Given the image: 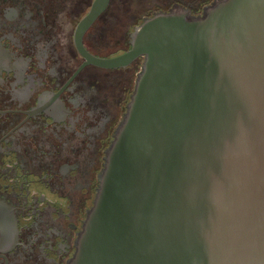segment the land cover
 I'll return each mask as SVG.
<instances>
[{"label":"water","instance_id":"1","mask_svg":"<svg viewBox=\"0 0 264 264\" xmlns=\"http://www.w3.org/2000/svg\"><path fill=\"white\" fill-rule=\"evenodd\" d=\"M142 57L67 264H264V0L174 4L112 57Z\"/></svg>","mask_w":264,"mask_h":264},{"label":"flooded vegetation","instance_id":"2","mask_svg":"<svg viewBox=\"0 0 264 264\" xmlns=\"http://www.w3.org/2000/svg\"><path fill=\"white\" fill-rule=\"evenodd\" d=\"M114 1L82 35L92 55L126 51L154 11L179 4L199 14L212 0H164L117 27ZM92 2L0 0V264H67L132 93L142 57L106 68L85 63L75 44Z\"/></svg>","mask_w":264,"mask_h":264},{"label":"rangeland","instance_id":"3","mask_svg":"<svg viewBox=\"0 0 264 264\" xmlns=\"http://www.w3.org/2000/svg\"><path fill=\"white\" fill-rule=\"evenodd\" d=\"M162 1L164 0H115L113 5L115 6L116 27L122 24L124 20L127 21L126 26L129 22L136 23L154 9L153 7L150 11V7L157 6ZM123 26L122 29H115L116 43L122 38V34L125 35L128 30V28H123Z\"/></svg>","mask_w":264,"mask_h":264}]
</instances>
